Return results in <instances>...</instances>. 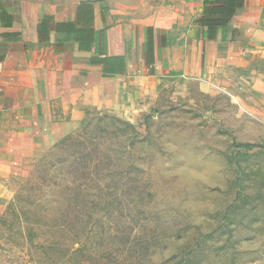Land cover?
Segmentation results:
<instances>
[{
	"label": "rangeland",
	"instance_id": "obj_1",
	"mask_svg": "<svg viewBox=\"0 0 264 264\" xmlns=\"http://www.w3.org/2000/svg\"><path fill=\"white\" fill-rule=\"evenodd\" d=\"M234 92L86 109L0 216V264H264V111Z\"/></svg>",
	"mask_w": 264,
	"mask_h": 264
},
{
	"label": "crops",
	"instance_id": "obj_2",
	"mask_svg": "<svg viewBox=\"0 0 264 264\" xmlns=\"http://www.w3.org/2000/svg\"><path fill=\"white\" fill-rule=\"evenodd\" d=\"M232 88L264 111V0H0V216L86 109Z\"/></svg>",
	"mask_w": 264,
	"mask_h": 264
},
{
	"label": "trees",
	"instance_id": "obj_3",
	"mask_svg": "<svg viewBox=\"0 0 264 264\" xmlns=\"http://www.w3.org/2000/svg\"><path fill=\"white\" fill-rule=\"evenodd\" d=\"M234 12H235V9H229L228 11H227V13H228V16H232L233 14H234ZM123 123H125V124H129L130 125V123L128 122V121H126V120H123L122 121ZM72 136H73V134L72 135H70V134H67V135H65L64 137H62L53 147H52V149L54 150L55 148H57L58 147V145H59V143L61 144V143H63V141H69V140H71L72 139ZM46 156H47V154L46 153H44V155H42L40 158H38V159H40V160H42V159H45L46 158ZM37 159V160H38ZM35 166V165H34Z\"/></svg>",
	"mask_w": 264,
	"mask_h": 264
}]
</instances>
